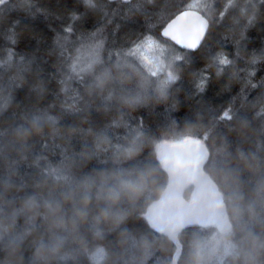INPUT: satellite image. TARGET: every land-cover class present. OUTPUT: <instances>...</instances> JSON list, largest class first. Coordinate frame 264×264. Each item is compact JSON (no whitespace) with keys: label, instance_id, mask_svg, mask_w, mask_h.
Here are the masks:
<instances>
[{"label":"trees","instance_id":"trees-1","mask_svg":"<svg viewBox=\"0 0 264 264\" xmlns=\"http://www.w3.org/2000/svg\"><path fill=\"white\" fill-rule=\"evenodd\" d=\"M195 1L0 0V264H264V0H201L192 51L161 30ZM150 38L175 48L157 76L128 53ZM89 48L102 60L76 74ZM190 138L226 199L228 254L217 225L171 238L151 219L163 151Z\"/></svg>","mask_w":264,"mask_h":264},{"label":"water","instance_id":"water-1","mask_svg":"<svg viewBox=\"0 0 264 264\" xmlns=\"http://www.w3.org/2000/svg\"><path fill=\"white\" fill-rule=\"evenodd\" d=\"M211 19L202 10L188 7L173 16L162 28L169 39L185 50H198L211 28ZM167 25V28H166ZM209 156L207 145L200 139L190 138L168 143L163 158L169 173V183L153 206L151 219L155 228L176 238L185 228L209 227L222 221L226 199L218 183L206 171ZM195 187L189 199L186 192Z\"/></svg>","mask_w":264,"mask_h":264},{"label":"rangeland","instance_id":"rangeland-1","mask_svg":"<svg viewBox=\"0 0 264 264\" xmlns=\"http://www.w3.org/2000/svg\"><path fill=\"white\" fill-rule=\"evenodd\" d=\"M195 2L196 4H192L191 7L202 10V7L198 6L199 4H201V0H196ZM174 50V47L150 38L130 48L128 50V53L132 57L141 59L143 64L147 66L155 76H157L166 71V68L168 67V59L170 55L174 53ZM115 54L116 52L112 51L110 57H113ZM101 60V51H96L92 48L85 49V51L80 54V57L77 56L75 59V73L81 74L84 69L90 66L87 72L93 74L95 72L96 66ZM217 226L222 231L223 237L221 239V235H217V233H214V235H212L214 243L219 242L218 245L219 247L221 246L223 253L228 254L234 250V246L227 236L229 226L226 212L223 215L222 221L218 223Z\"/></svg>","mask_w":264,"mask_h":264},{"label":"snow or ice","instance_id":"snow-or-ice-1","mask_svg":"<svg viewBox=\"0 0 264 264\" xmlns=\"http://www.w3.org/2000/svg\"><path fill=\"white\" fill-rule=\"evenodd\" d=\"M166 28H167V25H166ZM161 34L164 35V36H168V33L166 31H162Z\"/></svg>","mask_w":264,"mask_h":264},{"label":"bare ground","instance_id":"bare-ground-1","mask_svg":"<svg viewBox=\"0 0 264 264\" xmlns=\"http://www.w3.org/2000/svg\"><path fill=\"white\" fill-rule=\"evenodd\" d=\"M4 264V263H3Z\"/></svg>","mask_w":264,"mask_h":264}]
</instances>
